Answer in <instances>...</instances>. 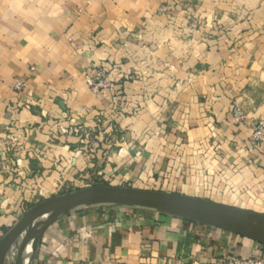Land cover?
<instances>
[{
	"label": "crops",
	"instance_id": "crops-1",
	"mask_svg": "<svg viewBox=\"0 0 264 264\" xmlns=\"http://www.w3.org/2000/svg\"><path fill=\"white\" fill-rule=\"evenodd\" d=\"M258 1L243 14L231 0H0V134L21 144L0 145V229L79 180L264 215V139L251 141L253 119L264 117ZM196 19L205 38L181 56L170 41ZM92 64L114 91L91 93ZM19 81L25 88L15 92ZM35 231L23 235L33 241ZM40 235L29 264L264 257L254 240L150 208L69 210Z\"/></svg>",
	"mask_w": 264,
	"mask_h": 264
},
{
	"label": "water",
	"instance_id": "water-1",
	"mask_svg": "<svg viewBox=\"0 0 264 264\" xmlns=\"http://www.w3.org/2000/svg\"><path fill=\"white\" fill-rule=\"evenodd\" d=\"M93 204L121 208H150L165 214H174L229 233H235L254 240L264 247V238L251 230L254 225L264 227V215L230 208L211 201L188 198L179 194L139 190L131 187L93 186L63 196L49 198L25 211L15 226L6 231L0 242V264L3 262L5 253L19 240L23 231L32 223L46 216L52 215L53 218L65 211ZM39 238L35 241L34 251Z\"/></svg>",
	"mask_w": 264,
	"mask_h": 264
},
{
	"label": "rangeland",
	"instance_id": "rangeland-1",
	"mask_svg": "<svg viewBox=\"0 0 264 264\" xmlns=\"http://www.w3.org/2000/svg\"><path fill=\"white\" fill-rule=\"evenodd\" d=\"M231 2H232V4L235 3L237 5L242 6V9H240V12H243V14H245L247 12V10H249L251 7L255 6L257 2L259 3L258 0L257 1L256 0H231ZM166 9H168L167 6H166ZM200 22L201 21L200 20L198 21L197 19L195 21H192V22L190 21L188 23L187 27H185V30H182L181 33H179L178 36H176V38H173V40L170 41L172 44H174L175 50L181 56H185V54L187 55L189 53V51L192 49V47H193V49H195V53H197L200 50V44L199 43H201V39L205 38L204 34H202L198 30L202 26V24ZM254 117L256 118V116H254ZM253 122L255 123L254 126L256 128L257 127H261V128L264 129V117H262L259 120H257V119L254 120L253 119ZM251 138H252V135H251ZM258 142H260V141H255L254 144L257 145ZM81 181L82 180L78 181V186H74V184H71L70 182H67V183L63 184L61 187L56 188L55 190H52L53 192H51L50 194H46L45 197H43L40 200V203H42L44 200H47V199L55 197V196H63L64 194H68V193H71V192H74V191H78V190H81V189H84V188L93 187V186H100V183L95 181V180L84 181V183H82V184H81ZM105 186H108V185H105ZM105 186H102V187H105ZM119 188H123V187L120 186ZM147 190H149V189H147ZM159 192H162V191H159ZM88 208H94V209H106V208H109V209L110 208L120 209L121 207L111 206V205L110 206L109 205L104 206V205H100V204H93V205H86L85 207L75 208V209H72V211H79V212L83 213ZM255 210L257 212L254 211V210H251V211L250 210H245V211H248V212H251V213L254 212V213L261 214L260 212H258V211H261V209L255 208ZM65 213H66V211H65ZM63 215H64V213L51 218L50 221L47 222V224L45 223L43 226L40 227V231L44 230V228L47 227V226H51L52 223H55V222L59 221ZM23 241L33 243V241H31L30 239H28L24 235L20 239L21 243ZM21 243H19V244H21ZM17 247H18V245H17V242H16L14 245L11 246L10 249H11V253H13L15 255L14 258L19 259L21 257L20 255L22 254V250L19 247L18 248ZM19 250H21V251H19Z\"/></svg>",
	"mask_w": 264,
	"mask_h": 264
},
{
	"label": "built area",
	"instance_id": "built-area-1",
	"mask_svg": "<svg viewBox=\"0 0 264 264\" xmlns=\"http://www.w3.org/2000/svg\"><path fill=\"white\" fill-rule=\"evenodd\" d=\"M167 9L166 7H163L160 9V12L163 13L165 12ZM93 73H88L85 75L84 81H85V85L87 86V88L90 89L91 93L95 96V97H99L101 96V94L103 93V91L105 90H110V91H114L116 89L115 83L112 81V79H110L107 71L105 70V68H101V67H96L90 65L89 66ZM25 88V83L22 81L19 82H15L14 86H13V90H15V92H20L23 91V89ZM103 115L98 113L95 116V125H94V131L99 128V126H102V120ZM234 119L237 123H241L245 120V115L242 111V109L240 108H236L235 112H234ZM66 130V129H64ZM69 130V132H78L80 129L77 128H72V129H67ZM264 138V129L261 127H255L253 133H252V138L251 140L253 142L255 141H261ZM0 145H1V149L5 152L8 149L11 148H16L21 146V144L18 141V138L15 137V135H6L4 136L3 134H0ZM6 232L0 229V242L2 241L4 234ZM210 264H264V257L263 256H259V257H253V258H245V257H240L238 255H232L226 258H221V259H213L211 260Z\"/></svg>",
	"mask_w": 264,
	"mask_h": 264
},
{
	"label": "bare ground",
	"instance_id": "bare-ground-1",
	"mask_svg": "<svg viewBox=\"0 0 264 264\" xmlns=\"http://www.w3.org/2000/svg\"><path fill=\"white\" fill-rule=\"evenodd\" d=\"M51 216H46V217H43V219H40V220H37L36 222L32 223L30 226H28L24 231L23 233L21 234V237L23 236L24 233H26V231H28L30 229V227L32 225H35L36 226V231H35V236H34V239H33V243H32V247L30 248H25L21 254V257L19 259H16L14 258V254L11 253V249H9L5 255L3 256V262L2 264H29L30 263V260H31V255L34 251V248H35V241L39 238V233H40V227L43 226L45 223H47L49 221ZM39 227V228H38ZM253 232L261 237L264 238V227L263 226H259V225H254L252 226V229ZM21 237L19 238V240L17 241V243H21L20 242V239ZM27 244V242H25ZM19 245H22L19 244ZM26 257V262H25V258ZM18 261H16V260ZM29 259V260H28Z\"/></svg>",
	"mask_w": 264,
	"mask_h": 264
}]
</instances>
